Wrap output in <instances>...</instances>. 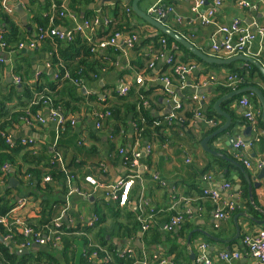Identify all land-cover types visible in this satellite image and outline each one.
<instances>
[{
	"label": "crops",
	"instance_id": "1",
	"mask_svg": "<svg viewBox=\"0 0 264 264\" xmlns=\"http://www.w3.org/2000/svg\"><path fill=\"white\" fill-rule=\"evenodd\" d=\"M31 1L0 0V6L3 5L21 27L28 31L33 29L34 40L40 28L31 26L29 7L34 2L32 8L38 10L40 6L35 2L44 3L45 0ZM221 1L222 6L217 8L214 17L215 25L206 26L202 24L200 15H205L213 7L212 2L207 1L200 14L193 10L192 0H142L139 8L156 21L157 18L149 13L152 8L158 5L172 8L167 18L161 21L164 26L192 45L196 51L216 58L210 45L218 27L229 26L235 19L242 20L243 26L254 23L264 26V0H246L250 5L247 9L238 6L239 0ZM62 2L66 6L67 0ZM118 4L125 9L128 7L134 13L133 2L131 9L128 0H100L89 7L94 19L85 20V16L81 15L75 20L71 19L68 26L59 29L73 34L79 31L85 21H90L92 27L84 30L83 38L91 39L95 44L105 41V31L114 20V10ZM17 5H21L26 12L27 26L15 11ZM125 12L131 21V27L137 29L134 32L128 30L120 33L117 45L108 47L113 49L110 52L109 67L94 76V79L80 84L79 96L83 101L81 109L69 116L71 134L66 138L60 136L61 125L58 119H53L54 110L48 106L36 116L25 119L10 129L8 136L13 141L32 140L34 144L30 151L33 160H21L12 170L7 165L3 167L7 181L0 179V192L11 189L18 195L17 204L7 217L8 221L12 223L17 220L26 226L39 222V204L27 197L31 189L26 187L24 190L20 185L23 181L25 183L24 179L21 181V172L34 168L43 169L54 162L56 145L61 143L58 153L62 168L68 164L81 165L85 162L86 165H83L84 169L76 177V184L74 181L69 182V192L55 196V199L62 202L55 206V228L46 227L44 233L50 234L55 230L62 235L56 246L58 251L54 253L56 263L50 264H99V258H87L86 241L106 251L111 249L110 264L116 262L113 255L124 261L132 260L131 264H196L201 257L202 244L207 246L206 255L213 264H257L248 254L243 239L264 231V179H259L263 170L259 163L264 161V126L260 122L261 120L264 124L263 106L259 98L250 92L221 102L219 108L230 117L234 129L218 133L227 120L217 113L215 104L219 99L244 89L230 88L228 80L231 76L245 74L249 69L250 74L248 72L246 75L251 85L247 87L258 88L263 94L264 78L256 66L244 62L229 65L205 63L184 45L135 13ZM134 33L139 38L138 42L129 47L126 41ZM163 39L167 42V49L160 55ZM42 46V42H39L33 49H21L19 46L15 52H6L0 41V95L7 94L14 88H21L22 77L15 71L17 67L22 70L23 75L28 73L26 82L31 86L43 85L58 76L63 62L60 67L53 65V54L43 51ZM103 51L105 50H99L101 53ZM253 54L254 59L264 68V48L260 47L259 42L254 44ZM171 57L177 63L191 68L183 75H175L173 67L167 64ZM67 75L69 76L68 73ZM139 77L142 78L141 84L138 83ZM16 79L20 80V84L16 83ZM163 84L171 85L174 91ZM122 87L130 88L129 96L136 97L141 89H145L147 96L143 99L144 108L151 118L169 119L174 116L173 120L184 123L175 122L177 128L169 129L166 142L158 145L138 140L128 141L136 134L134 126L127 133L128 142H123L125 146H122L121 135H116L110 125L111 117L103 122L97 118L98 113L105 112L104 109L116 103L118 90ZM243 97L254 104L257 112L256 125L245 118L246 110L239 103ZM255 99L259 105L255 104ZM18 101L13 97L9 109L13 110ZM169 107L171 114L165 116ZM37 117L43 118L45 123L35 122ZM99 122L100 128L97 127ZM248 128L251 130L247 133ZM206 139V148L220 156L204 150L202 144ZM237 143L242 145L241 149L235 147ZM43 145L47 146L48 154L39 153ZM114 146V153L118 152L119 159L111 153ZM147 147L151 148V152L145 155ZM120 150H124V154H120ZM136 150L143 153L140 168L136 172L138 178L132 186L129 202L125 206H119L111 199L110 193L123 178L134 175L135 172L124 164L123 158ZM5 167L7 168L4 170ZM12 179L16 181L15 187L9 185ZM78 181L82 187L80 189L77 187ZM43 182L48 183L45 178ZM52 182L51 180L49 183ZM226 184H230L231 188L222 192L221 199L235 205V211L221 221L215 218V205L204 196V191H222ZM255 184H260V188L253 187L250 190V185ZM178 214L187 217L185 224L175 230L173 235L162 231L166 220ZM146 217L147 219H143ZM157 217L162 234L161 242L147 244L144 239L146 230L143 227L151 218H154L152 225H156ZM137 222L141 223L142 228L134 233L133 225ZM62 226H67L73 233L65 240L62 238L65 233L58 229ZM101 236L106 242L105 246L100 243ZM0 238L8 244L6 245L11 252L20 257L33 256L32 260L38 257V252L50 253V248L53 247L38 245L39 248H35V244L30 248L15 247L6 237ZM25 250L28 252L22 254ZM223 253H238L240 258L225 261L221 259ZM41 264L47 263L43 261Z\"/></svg>",
	"mask_w": 264,
	"mask_h": 264
},
{
	"label": "trees",
	"instance_id": "2",
	"mask_svg": "<svg viewBox=\"0 0 264 264\" xmlns=\"http://www.w3.org/2000/svg\"><path fill=\"white\" fill-rule=\"evenodd\" d=\"M31 2H33V0ZM132 2L133 0H128V6L131 7V9ZM35 3H38L40 9L35 10L32 8V4H34V2L30 5L29 8L32 16L31 26H36L43 31L52 28L59 29L68 26L71 21L70 14L76 16V18L84 15L85 20L94 19L92 16L93 11L89 9V7L95 3L94 0H67L66 6L62 0H45L44 3L36 1ZM127 9L129 8H122L121 4H118L114 10V20L108 25V28L105 31V38H110L117 33H124L128 30L134 32L135 29H137L135 27H131V21L127 16L128 14L125 12ZM131 11L132 10H130V13L134 15V13ZM34 34L35 32L33 29L28 31L21 27L19 22H17L13 16L6 11V8L3 5L0 6V41L4 45L6 52L17 51L21 43H27L33 40ZM72 35L73 38L70 41L58 39L53 40L47 38L42 42V50L53 54V65L60 67V64L62 62L64 63H62V67H60L61 72L55 79L43 85L38 84L36 86H31L26 82L28 73L26 76L23 75L22 70L17 67L15 71L22 77L21 88H14L7 94L0 95L1 180L3 179L4 181H7V176L4 175L3 171L4 166L7 165L10 167L9 169L12 170L21 160H33L30 152L33 149V145H23L22 141L20 140H12V145H10L6 143L7 138L3 135L5 134L8 136L11 128H14L15 125L21 124V121H24L25 119H31L33 116H36L40 111L48 106L52 110L60 112L66 118V123L61 126L62 132L60 134L62 138H66L72 132V125L69 116H72L81 109L83 98L80 97L81 95L79 93L81 88L80 84L83 85V81L85 80L94 79V76L99 75L103 70L107 69L111 63L110 52H113L112 48H107V50L103 51L102 53L99 51L94 52L92 50L94 43L88 42L87 38H83V32H74ZM165 38L169 40L167 37ZM66 73L69 74V77H66ZM247 73L250 74L249 69L246 70L245 74H237L238 77L243 79V81L238 85V89L251 85L247 78ZM75 81L78 83H75ZM35 95H37V98H35ZM146 96L147 93L145 89H141L140 93L137 94V97L131 95L129 96V94L126 97L118 96L115 104H112L109 106V108L104 109V111H110L111 113L112 124L110 125L116 135H121L122 146H125L123 142H134V140L141 142L143 141L146 144L157 143L158 145V143H165L167 131L171 128V130L177 128V126H175V122L178 120L174 119L169 121V119L165 118H151L150 114L144 108L143 99H145ZM13 97H16L19 101L16 107L13 110H10L9 105L13 101ZM255 104L259 105L257 99H255ZM260 122L261 126H264L261 120ZM183 123L184 122L178 121V124ZM134 126L136 127L134 129L136 134L132 139L127 141V133L130 132L131 128ZM60 146L61 143L56 145L55 152L57 155L54 159V162L47 164L43 169L34 168L28 169L24 173L21 172V181L24 179L25 183L23 181V183L20 185L24 190L26 187H28V189L30 188L31 190L27 197L29 199L33 198L39 204V222L27 225L38 233H44L46 231V227L55 228L53 222L56 216L55 206L62 203L60 200L55 199V196H58L59 194H67L70 190L69 182L74 181L76 184V177L84 169L83 165H86L84 162L81 165L68 164L62 168L61 163L58 161L60 156L58 153V151L60 152ZM115 149V146L112 147L111 153H114ZM83 150L86 152V148ZM39 151V153L43 152L48 154L46 145H43ZM116 154V159H119L118 152H116ZM132 159V153L130 152L127 153L123 158L124 164L129 169L132 167ZM148 161L151 164V161ZM48 176L51 177L53 181L52 183L43 182L44 178ZM78 186L80 189V182L77 187ZM16 196L18 195H15L14 190L11 189H6L4 192H0V217L9 216L10 212L17 204L18 197ZM174 216H183L184 219L187 218L184 214H178ZM172 217L168 218L166 221L168 222ZM143 219H147V217ZM155 220L156 225L153 226L150 224V228L145 231L144 239L147 244L161 242L162 234L159 230L160 224L158 222V217L155 218ZM185 222L186 221H184V224ZM140 228H142L140 222H137L135 225H133V231H135L134 233H137ZM58 229L65 233V235L62 236L63 240H65L67 236H71V234H73L71 229H68L67 226H62ZM11 234L13 235V239L9 241L15 247H21L31 240L29 236L20 234L15 227L9 228L0 224V237L5 238ZM169 234L173 235V232ZM100 239L101 245L105 246L106 242L104 238L101 236ZM86 246L87 258L92 256L93 252H98L99 259L105 258V254L103 252L104 249H101L97 247V245L91 244L90 242L87 243V241ZM50 250V253L38 252V257L32 260L33 256L20 257L18 254L11 252L9 247L0 240V263L41 264L43 261L47 264L56 263L54 253L58 250L56 247H52ZM104 251L109 256L110 254L112 255L111 249ZM113 257L116 261L115 264H131L133 262L129 259L127 261L121 260L114 255Z\"/></svg>",
	"mask_w": 264,
	"mask_h": 264
},
{
	"label": "built area",
	"instance_id": "3",
	"mask_svg": "<svg viewBox=\"0 0 264 264\" xmlns=\"http://www.w3.org/2000/svg\"><path fill=\"white\" fill-rule=\"evenodd\" d=\"M98 2L100 0H94ZM177 1H190V0H177ZM194 2V11L197 14H200L201 9L204 4L208 2L213 3V7L210 8L205 15H200L201 22L204 26L206 25H215L214 17L217 11V8L222 6L221 0H192ZM238 6L241 9H247L250 5L246 0H239ZM126 11L130 12L129 9ZM172 12V8L165 7L164 5H158L152 8L149 13L154 15L158 21H163L167 18V15ZM70 19L75 20L76 17L70 14ZM243 21L240 19H235L231 25L229 26H220L217 29V32L213 35L211 40V52H213V56L219 59H231L238 56H245L254 58L253 47L256 42H259L261 48H264V26H259L254 23L251 26H243ZM92 27V23L90 21H85L83 25L78 29L79 31L84 33V30ZM47 38L50 39H58V40H67L70 41L73 38L71 33H66L60 29L52 28L46 31L40 29L39 34L36 36L34 40H31L28 43H21L19 46L21 49L31 48L33 49L37 43H41ZM121 38V34L117 33L110 38H107L105 41L94 43L93 51L106 50L108 47H113L117 45V40ZM138 36L133 35L130 39L126 41V44L129 47H132L135 43L138 42ZM88 42H92L91 39H88ZM167 49V42L165 39L161 40V49L159 50L160 55H162V51ZM167 64L173 67V71L175 75H183L189 71L191 67L183 64H179L175 61L173 57L168 58ZM66 77H69L68 75ZM167 80V79H166ZM16 83L20 84V80L16 79ZM243 81L242 78L237 75L231 76L228 80V86L230 88L235 89L238 85ZM167 82H169L167 80ZM75 83H78L75 81ZM138 83H142V78L139 77ZM130 88L122 87L118 90V95L120 97L128 96ZM240 105L246 110L245 118L248 122L253 125L257 124L256 114L257 112L254 110V104L247 97H243L239 101ZM53 119H58V123L63 126L66 122V118L62 115L58 114L55 111H52ZM111 117L110 111H105L97 114V118L103 122L106 118ZM174 117V116H173ZM172 118H169V121H172ZM35 122H39L41 124L45 123V120L41 117H37ZM29 124L30 121H28ZM97 127L100 128V122L97 124ZM7 138L6 143L12 145V139L9 136L3 135ZM23 145H33L34 141L32 140H23ZM237 149H241L242 145L237 143L235 146ZM151 152V148L147 147L145 155ZM120 154H124V150H120ZM143 153L141 151L136 150L132 153V171L135 172L134 175L129 176L128 178H123L117 185L116 188L113 189L112 193H110V197L113 201H116L119 206H125L129 202V196L132 190V186L134 181L138 178L136 175L137 170L140 168V161H142ZM58 161L61 162V159L58 158ZM245 165L249 167V164L245 162ZM260 168H264V161L259 163ZM5 167L4 169H6ZM51 177L48 176L45 178V182H51ZM94 183V182H92ZM231 188L230 184L223 185L222 191L219 190H209L204 191V196L210 199L215 205L214 216L218 220H226L228 216L235 211V205L225 202L221 199V195L223 191H226ZM21 206V205H20ZM190 214V213H188ZM96 221V220H95ZM185 219L183 216H174L167 223H165L161 230L164 232H174L179 229L184 224ZM147 224L144 225V230L150 228V224L152 225V218L146 221ZM0 224L6 227H15L16 230L20 229V234L29 236L31 240L22 245V247L30 248L33 244L40 246H48L51 245L56 247L61 240V233L58 231L47 232V233H38L34 231L32 228L27 227L25 224L14 220L12 223L8 221L7 217H0ZM7 240H12L13 235H8L6 237ZM243 245L246 247L248 254L252 256L257 264H264V231L259 232V234L252 237H245L243 239ZM207 246L205 244L200 245L201 257L197 260L196 264H213L212 261L206 255ZM240 255L238 253H223L221 255V259L225 261L237 260ZM92 257L98 258V252H93ZM110 263V256L108 254L104 259L99 260V264H108Z\"/></svg>",
	"mask_w": 264,
	"mask_h": 264
},
{
	"label": "water",
	"instance_id": "4",
	"mask_svg": "<svg viewBox=\"0 0 264 264\" xmlns=\"http://www.w3.org/2000/svg\"><path fill=\"white\" fill-rule=\"evenodd\" d=\"M142 0H134L133 1V11L134 13L142 18L143 20H145L147 23L151 24L152 26H155L156 28H158L160 31H162L164 34H166L167 36H169L170 38L174 39L176 42L178 43H181L182 45H184L187 49H189L190 51H192V53L197 56L198 58H200L202 61H204L205 63H208V64H214V65H229V64H232L234 62H244L246 64H251V65H254L257 67V70L258 72L260 73V75L264 78V68L260 65V63L255 60L254 58H251V57H245V56H238V57H234V58H231V59H219V58H215V57H209V56H206L204 54H202L201 52H198L195 50V48L190 45L188 42H186L185 40H183L182 38L178 37L176 34H174L173 32H171L170 30H168L163 22H159V21H156L153 19V17H150V15L144 13L140 8H139V3L141 2ZM15 11L21 16L22 18V21L24 22V25L27 26L28 23L26 22V12L23 10V8L21 7V5H17L15 7ZM247 65V66H248ZM163 86L167 87L169 90L171 91H174L173 87L169 84H163ZM247 92H250V93H253L255 94L259 100L261 101L262 103V106H263V120H264V94L263 92H261L258 88H255V87H247V88H244V89H241V90H238L236 92H233L221 99H219L216 104H215V109L217 111L218 114H220L221 116L225 117L226 118V124L224 126V128H222L218 133L220 132H224V131H227L231 128V130L234 129V125H232L231 123V119L230 117L222 112L219 108V105L221 104V102L223 101H226V100H231L233 99L235 96H238V95H241V94H244V93H247ZM177 102H179V100H177ZM171 114V107H169V110L167 112L164 113L165 116L167 115H170ZM204 117V116H203ZM250 128H248L246 131L247 133L250 132ZM208 139L204 140L203 142V147H204V150H206L207 152L209 153H212L214 155H218L220 156L219 154H217L216 152L214 151H210L206 148V143H207ZM240 168L242 170H244V168L239 165ZM260 180H263L264 179V168L263 170L261 171V174H260V177H259ZM9 185L11 187H15L16 185V181L14 179H12L9 183ZM253 187L255 188H260V184H255L254 186L250 185V190L253 189ZM239 189V187H238ZM1 239V238H0ZM1 241H3V239H1ZM7 244V243H6ZM8 245V244H7ZM35 248H39L38 245H35L34 246ZM28 250H25L24 252H22V254L24 253H27Z\"/></svg>",
	"mask_w": 264,
	"mask_h": 264
},
{
	"label": "rangeland",
	"instance_id": "5",
	"mask_svg": "<svg viewBox=\"0 0 264 264\" xmlns=\"http://www.w3.org/2000/svg\"><path fill=\"white\" fill-rule=\"evenodd\" d=\"M174 117H172V119H173Z\"/></svg>",
	"mask_w": 264,
	"mask_h": 264
}]
</instances>
